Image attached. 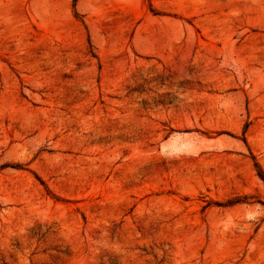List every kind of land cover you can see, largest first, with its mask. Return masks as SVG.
<instances>
[{
  "label": "rangeland",
  "instance_id": "374dc122",
  "mask_svg": "<svg viewBox=\"0 0 264 264\" xmlns=\"http://www.w3.org/2000/svg\"><path fill=\"white\" fill-rule=\"evenodd\" d=\"M0 264H264V0H0Z\"/></svg>",
  "mask_w": 264,
  "mask_h": 264
}]
</instances>
